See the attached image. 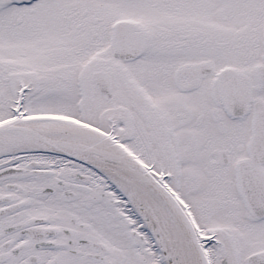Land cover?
I'll use <instances>...</instances> for the list:
<instances>
[{
	"label": "snow or ice",
	"instance_id": "1",
	"mask_svg": "<svg viewBox=\"0 0 264 264\" xmlns=\"http://www.w3.org/2000/svg\"><path fill=\"white\" fill-rule=\"evenodd\" d=\"M0 264H264V0H0Z\"/></svg>",
	"mask_w": 264,
	"mask_h": 264
}]
</instances>
